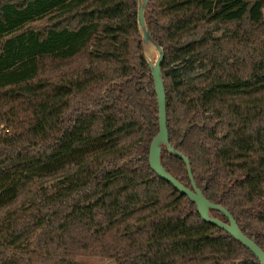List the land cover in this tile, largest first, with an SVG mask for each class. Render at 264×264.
Returning a JSON list of instances; mask_svg holds the SVG:
<instances>
[{
	"label": "trees",
	"instance_id": "obj_1",
	"mask_svg": "<svg viewBox=\"0 0 264 264\" xmlns=\"http://www.w3.org/2000/svg\"><path fill=\"white\" fill-rule=\"evenodd\" d=\"M140 1L0 0V264H260L149 165ZM145 21L170 146L264 251V0H149ZM161 162L192 188L165 145Z\"/></svg>",
	"mask_w": 264,
	"mask_h": 264
},
{
	"label": "water",
	"instance_id": "obj_2",
	"mask_svg": "<svg viewBox=\"0 0 264 264\" xmlns=\"http://www.w3.org/2000/svg\"><path fill=\"white\" fill-rule=\"evenodd\" d=\"M148 3L149 0L140 1L138 10V24L142 32L144 45L151 44L155 46L159 53V57L155 65L148 62L152 71V77L154 80L155 92L159 106V134L151 144L149 165L160 178L172 184L177 190L181 192V194L186 195L192 202L196 204L197 211L205 222L213 224L226 231L237 242L243 244L248 250H250L258 259L260 264H264V251L253 240L243 234L231 213H229L224 207L210 202L204 196L203 192L196 185L190 166V161L183 154L175 151L174 148L170 146L169 132L167 127L166 91L161 69L165 54L163 48L154 41L150 31L147 28L145 21V9ZM163 145L168 148L170 153L176 155L186 163L192 188L184 186L165 170L161 162ZM211 210L221 212L228 219V222H223L220 219L213 217Z\"/></svg>",
	"mask_w": 264,
	"mask_h": 264
},
{
	"label": "rangeland",
	"instance_id": "obj_3",
	"mask_svg": "<svg viewBox=\"0 0 264 264\" xmlns=\"http://www.w3.org/2000/svg\"><path fill=\"white\" fill-rule=\"evenodd\" d=\"M49 24V20L45 19L40 22H37L32 25L33 28L35 29H43L47 27ZM144 55L147 59V61L153 65L158 60L159 53L156 49L155 46L149 44V45H144ZM50 71L47 73L48 75L50 74ZM5 131V126L0 122V134L4 133ZM50 191H54L56 187V182H52L49 184ZM79 264H115L114 260L109 259V258H104V257H97V256H83L78 258Z\"/></svg>",
	"mask_w": 264,
	"mask_h": 264
}]
</instances>
